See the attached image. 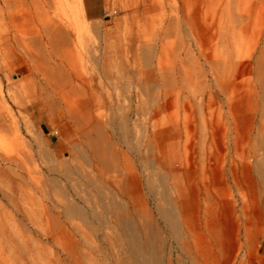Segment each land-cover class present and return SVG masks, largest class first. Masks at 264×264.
<instances>
[{
    "label": "rangeland",
    "instance_id": "1",
    "mask_svg": "<svg viewBox=\"0 0 264 264\" xmlns=\"http://www.w3.org/2000/svg\"><path fill=\"white\" fill-rule=\"evenodd\" d=\"M0 264H264V0H0Z\"/></svg>",
    "mask_w": 264,
    "mask_h": 264
}]
</instances>
